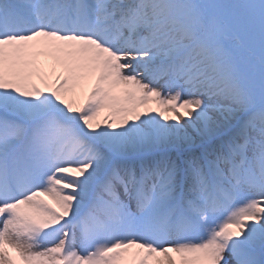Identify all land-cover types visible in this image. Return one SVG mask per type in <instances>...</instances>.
<instances>
[{"label": "snow or ice", "instance_id": "obj_1", "mask_svg": "<svg viewBox=\"0 0 264 264\" xmlns=\"http://www.w3.org/2000/svg\"><path fill=\"white\" fill-rule=\"evenodd\" d=\"M0 264H264V0H0Z\"/></svg>", "mask_w": 264, "mask_h": 264}, {"label": "bare ground", "instance_id": "obj_2", "mask_svg": "<svg viewBox=\"0 0 264 264\" xmlns=\"http://www.w3.org/2000/svg\"><path fill=\"white\" fill-rule=\"evenodd\" d=\"M107 116H109V112H107V110L103 111V112L101 113V117H100L101 121H103L104 118L107 117Z\"/></svg>", "mask_w": 264, "mask_h": 264}, {"label": "rangeland", "instance_id": "obj_3", "mask_svg": "<svg viewBox=\"0 0 264 264\" xmlns=\"http://www.w3.org/2000/svg\"><path fill=\"white\" fill-rule=\"evenodd\" d=\"M151 107L156 108L157 105H156L155 103H153V104L151 105ZM107 111H108V110H107Z\"/></svg>", "mask_w": 264, "mask_h": 264}]
</instances>
